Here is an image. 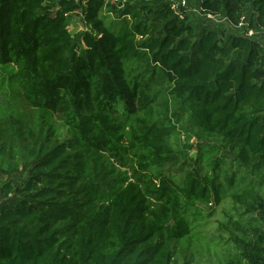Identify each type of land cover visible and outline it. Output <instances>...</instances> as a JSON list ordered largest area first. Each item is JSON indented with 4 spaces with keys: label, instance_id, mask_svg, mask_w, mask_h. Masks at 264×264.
<instances>
[{
    "label": "trees",
    "instance_id": "16d2710c",
    "mask_svg": "<svg viewBox=\"0 0 264 264\" xmlns=\"http://www.w3.org/2000/svg\"><path fill=\"white\" fill-rule=\"evenodd\" d=\"M203 5L261 32L225 37L174 0H0V264H176L226 196L224 264H264V197L246 182L264 174V0ZM166 92L195 167L177 163Z\"/></svg>",
    "mask_w": 264,
    "mask_h": 264
},
{
    "label": "rangeland",
    "instance_id": "374dc122",
    "mask_svg": "<svg viewBox=\"0 0 264 264\" xmlns=\"http://www.w3.org/2000/svg\"><path fill=\"white\" fill-rule=\"evenodd\" d=\"M190 5H192V2H190ZM188 11H189L188 14L190 15L189 21L196 23L198 21L196 13H194L191 10ZM110 16L113 19L116 17L115 14H113L112 12H110ZM225 16H226L225 13H222L219 19H223ZM200 18L206 21L205 17H200ZM83 19H84L83 15L81 14L71 15L70 29L73 33L88 29V26ZM212 21L214 22L215 25L221 26L225 29L224 31L225 37L229 36L230 34L237 35L240 33H244L243 28L234 27L230 24H227L225 21H214V20ZM243 22L245 23V25H248L249 23L246 13L244 15ZM205 23L208 24V22ZM0 97H3V95H0ZM163 98L167 99L168 101L169 112L170 113L175 112L180 116L179 120L177 121L178 132L175 135H173L171 138L174 147L178 152H180L179 160L177 163L181 164L182 162L187 160L186 163L192 162V166L195 167L196 164L194 163V161L196 160L198 153V148L196 146L198 143V139L195 134L196 130L192 129V126L189 124V121L186 118V114L180 110L181 104L178 103V101L174 98L173 95H171L169 92H166L163 95ZM19 105L22 104L15 103L14 105L11 106L15 108H19L18 107ZM19 109L25 110L28 113L30 112L27 106H24L23 108H19ZM215 143L216 141H213L212 145H214ZM220 156L231 157L233 156V154L231 153V151H229V149L227 150L224 149L220 153ZM262 175L264 174L263 173L261 174L257 170L256 171L252 170L249 172L246 182L250 178H253L254 181H257L259 184L258 190L260 191L261 195L264 197V177ZM28 178H29L28 171L22 168L21 171L15 174L13 177H11L10 180L11 182H13V184H23L25 180H28ZM7 180H8L7 177H3V181H7ZM210 205H212L211 208L207 210L205 209L206 213L204 214L203 217H201V215L195 217L197 219V221H195V230H194L196 232L194 236L196 241L195 246L193 245L190 247L189 250H185V251H181V246H180L179 254H178L179 257L176 264H185L184 255L192 256L194 258V260H192L190 264H224L225 263V260L223 261V258H225V256H221L220 252H218L219 250L217 245L221 244L222 248L223 246L229 247L232 245V242L230 240L227 241V239L229 238V234L228 231L222 227V225L225 224L226 222L225 214L233 213V211L231 210V208L233 207V203L231 199L226 196L224 202L221 203L220 205H216L213 202ZM257 213L258 215L263 214L262 210H258ZM211 240L212 242L208 248L205 243ZM200 245L204 246L205 253L204 250L200 251L199 249Z\"/></svg>",
    "mask_w": 264,
    "mask_h": 264
},
{
    "label": "built area",
    "instance_id": "2783aa9c",
    "mask_svg": "<svg viewBox=\"0 0 264 264\" xmlns=\"http://www.w3.org/2000/svg\"><path fill=\"white\" fill-rule=\"evenodd\" d=\"M190 2H192V5H190ZM204 2L205 0H174V11L181 13L182 8H185L186 10H191L198 15L207 17L208 19H212L214 21H225L227 24L237 28H243V30L244 27L247 26L243 21L236 26L231 20H229L228 16H225L223 19H219L222 13L207 11L203 5ZM260 32L261 31H256L255 29L248 27L244 34L246 36H254Z\"/></svg>",
    "mask_w": 264,
    "mask_h": 264
}]
</instances>
